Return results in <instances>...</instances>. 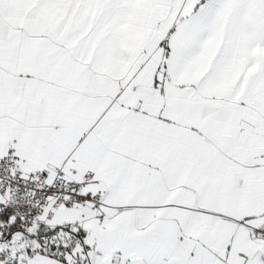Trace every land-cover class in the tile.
Wrapping results in <instances>:
<instances>
[{"label": "snow or ice", "instance_id": "6c2138e0", "mask_svg": "<svg viewBox=\"0 0 264 264\" xmlns=\"http://www.w3.org/2000/svg\"><path fill=\"white\" fill-rule=\"evenodd\" d=\"M0 264H264V0H0Z\"/></svg>", "mask_w": 264, "mask_h": 264}]
</instances>
